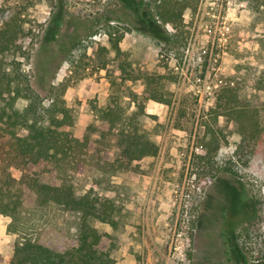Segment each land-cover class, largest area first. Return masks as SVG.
<instances>
[{
  "label": "rangeland",
  "instance_id": "obj_1",
  "mask_svg": "<svg viewBox=\"0 0 264 264\" xmlns=\"http://www.w3.org/2000/svg\"><path fill=\"white\" fill-rule=\"evenodd\" d=\"M138 3L0 0V26L17 19L23 29L20 55L5 63L35 84L61 85L78 132L97 124L92 108L106 104L111 79L130 113L136 108L128 92L141 95L145 75L165 77L170 104L146 101L137 119L158 147L156 156L114 172L110 164L117 167L119 149L112 138L101 152L107 162L86 158L68 173L77 197L91 192L115 203L117 228L95 224L113 237L115 264H264V143L241 141L237 125L216 107L220 90L211 105L199 107L187 79L210 61L227 88L237 90L238 103L257 109L264 135V0H198L177 29L150 21L144 8L134 12ZM108 21L124 32L119 47L125 55L115 59L110 52L99 70L87 46L107 45ZM169 51L187 78L160 59ZM122 62L130 81L119 80ZM21 217L32 239L54 249L76 245L78 213L38 207L28 198ZM8 222L0 215V264H10L16 240L6 232Z\"/></svg>",
  "mask_w": 264,
  "mask_h": 264
},
{
  "label": "trees",
  "instance_id": "obj_2",
  "mask_svg": "<svg viewBox=\"0 0 264 264\" xmlns=\"http://www.w3.org/2000/svg\"><path fill=\"white\" fill-rule=\"evenodd\" d=\"M197 1L139 0L134 12L144 8L150 21L158 19L177 29L183 23L184 13ZM117 24V21L106 23L107 45L92 41L87 46L99 70L106 68L110 52L115 59L125 55L119 47L124 32ZM22 31L17 19L0 26V215L9 220L6 232L16 236L10 264H115L111 256L113 237L100 233L95 227L98 223L117 228L115 203L91 192L77 197L68 173L83 167L86 158L107 162L101 152L112 138L119 149L117 167L110 164L114 172L116 168L126 171L132 163L156 156L158 147L139 129L137 119L145 114L146 101L170 104V95L163 83L165 77L145 75L142 94L128 92L126 98L136 108L130 113L122 105L119 87L115 90L117 84L111 79L106 104L92 108L97 124L78 132L74 130L71 110L62 99L61 85L54 87L50 81L35 84L15 71L11 64L6 65L7 57L14 60L21 53ZM118 70L120 82L131 80L124 75L125 63H119ZM20 100L25 102L21 109L16 106ZM44 100H48L47 106ZM216 102V107L222 108L225 116L237 125L245 145L264 143L257 109L238 103L235 88L221 89ZM95 133L98 139L92 140ZM12 168L21 171L18 179L12 176ZM28 198L38 207L54 205L78 213L76 245L54 249L27 235L21 215Z\"/></svg>",
  "mask_w": 264,
  "mask_h": 264
},
{
  "label": "built area",
  "instance_id": "obj_3",
  "mask_svg": "<svg viewBox=\"0 0 264 264\" xmlns=\"http://www.w3.org/2000/svg\"><path fill=\"white\" fill-rule=\"evenodd\" d=\"M159 57L169 65L174 73L183 74L187 78L174 51L162 53ZM187 79L191 82L190 90L199 107L211 105L214 100V92L229 86V82L220 77L218 70L211 67L210 61L206 66L199 67L197 75Z\"/></svg>",
  "mask_w": 264,
  "mask_h": 264
}]
</instances>
